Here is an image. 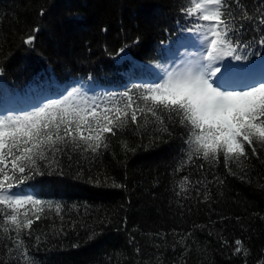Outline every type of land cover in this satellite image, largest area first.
I'll use <instances>...</instances> for the list:
<instances>
[{
    "label": "trees",
    "instance_id": "trees-1",
    "mask_svg": "<svg viewBox=\"0 0 264 264\" xmlns=\"http://www.w3.org/2000/svg\"><path fill=\"white\" fill-rule=\"evenodd\" d=\"M241 2L249 18L238 19L236 27L251 47L242 52L247 60L231 61L239 65L264 57L256 42L264 35V0ZM186 5L187 0H0L1 85L12 91L30 78L42 85L60 76L120 79L118 70L128 65L159 76L166 50L190 34L182 31L191 23L181 11ZM37 27L33 44L24 45ZM124 45L130 57L117 68L115 53ZM134 85L143 84L129 89ZM151 119L149 114L139 128L129 124L107 134L108 147L98 155L69 145L50 157L51 164L39 161L40 174L14 184L32 191L43 212L21 231L19 250L12 226L7 233L0 228V264H264V145H255V155L246 146L247 158L228 167L222 154L216 160L193 155L189 162L188 128L177 118L162 132L146 123ZM32 207L26 204L20 213ZM7 211H0V221ZM236 240L243 245L239 254Z\"/></svg>",
    "mask_w": 264,
    "mask_h": 264
},
{
    "label": "snow or ice",
    "instance_id": "snow-or-ice-1",
    "mask_svg": "<svg viewBox=\"0 0 264 264\" xmlns=\"http://www.w3.org/2000/svg\"><path fill=\"white\" fill-rule=\"evenodd\" d=\"M181 11L191 22L182 31L194 35L198 51L186 53L174 67H163L159 82L134 85L99 100L69 92L63 99L0 117V211L9 210L4 212L0 228L7 233L12 226L16 250L23 244L21 231L31 229L33 217L41 218L43 202L18 196L12 192L14 184L40 174L38 162L51 164L50 157L69 145L98 155L99 149L108 147L107 134L114 136L129 124L139 128L140 120L149 114L152 119L146 123L157 124L159 131L168 132L167 123H175L177 118L188 128L189 162L193 155L216 160L222 154L228 167L230 162L247 158L246 146L255 155V145H264V76L240 88L229 83L230 75L241 71L231 61L247 60L242 52L251 47L236 27L238 19L249 18L241 0H187ZM260 23L264 24V18ZM38 31V27L31 29L33 34L23 44L32 45ZM256 42L264 47V35ZM128 47L122 46L115 55ZM188 182L187 177L180 182L182 191ZM26 204L33 207L21 214L20 208ZM235 244V254L241 253L242 242L236 240Z\"/></svg>",
    "mask_w": 264,
    "mask_h": 264
},
{
    "label": "rangeland",
    "instance_id": "rangeland-1",
    "mask_svg": "<svg viewBox=\"0 0 264 264\" xmlns=\"http://www.w3.org/2000/svg\"><path fill=\"white\" fill-rule=\"evenodd\" d=\"M180 51H181V53H180L179 55H177V57H173V58H172V60H171V62H170V64H169L168 67H174V66L180 64L181 61H182V59L185 58V54H186V53H187V54H192V53H195V52L198 51V45L196 44L195 39H193V40L189 41L188 43H186V44L184 45L183 49H181ZM256 67H257V69H259V65H257ZM224 71H229V70H224ZM238 75H239V76H242V75H243V72L238 73ZM238 75H237V76H238ZM261 76H264V75H261ZM259 78H260V76H256V77L254 78V80H252V81H250V82L245 81V82H238V83H237V82H235L234 78H232V76L230 75V77H229V83H230V85H232V86H233V85H237V84H239V85H244V84H246V83H252V82L258 80ZM230 79H231V80H230ZM12 192L16 193V194H17L18 196H20V197H27V196H30L29 193L18 192V191H12Z\"/></svg>",
    "mask_w": 264,
    "mask_h": 264
},
{
    "label": "water",
    "instance_id": "water-1",
    "mask_svg": "<svg viewBox=\"0 0 264 264\" xmlns=\"http://www.w3.org/2000/svg\"><path fill=\"white\" fill-rule=\"evenodd\" d=\"M127 53H128V52L126 51L125 53H122V54L119 55V56L124 57V56L128 55Z\"/></svg>",
    "mask_w": 264,
    "mask_h": 264
}]
</instances>
